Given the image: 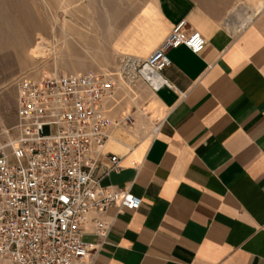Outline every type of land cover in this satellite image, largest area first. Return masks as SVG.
I'll return each mask as SVG.
<instances>
[{"label": "crops", "instance_id": "crops-1", "mask_svg": "<svg viewBox=\"0 0 264 264\" xmlns=\"http://www.w3.org/2000/svg\"><path fill=\"white\" fill-rule=\"evenodd\" d=\"M251 1L145 0L115 29L119 55L146 58L181 21L205 46L168 50L171 89H148L143 115L111 130L120 169L100 185L129 189L141 206L107 211L90 264H264V0ZM154 107L163 123L148 137Z\"/></svg>", "mask_w": 264, "mask_h": 264}, {"label": "built area", "instance_id": "built-area-1", "mask_svg": "<svg viewBox=\"0 0 264 264\" xmlns=\"http://www.w3.org/2000/svg\"><path fill=\"white\" fill-rule=\"evenodd\" d=\"M180 46L197 55L205 39L181 21L146 58L120 56L113 75L44 72L18 80L15 124L0 130V264H90L110 233L107 211L140 208L129 189L100 185L120 169L106 146L111 130L132 127L142 110L122 105V84L171 89L162 72L167 51ZM86 235L97 242L86 243Z\"/></svg>", "mask_w": 264, "mask_h": 264}, {"label": "rangeland", "instance_id": "rangeland-1", "mask_svg": "<svg viewBox=\"0 0 264 264\" xmlns=\"http://www.w3.org/2000/svg\"><path fill=\"white\" fill-rule=\"evenodd\" d=\"M144 1L0 0V130L15 124L16 84L22 76L115 74L123 55L112 49L114 31L123 28ZM252 2L248 0V6ZM121 87L122 105L128 109L148 106L150 92L144 85L136 84L131 91ZM132 98L136 100L131 102ZM146 118L142 127L150 137L163 113L154 107Z\"/></svg>", "mask_w": 264, "mask_h": 264}, {"label": "bare ground", "instance_id": "bare-ground-1", "mask_svg": "<svg viewBox=\"0 0 264 264\" xmlns=\"http://www.w3.org/2000/svg\"><path fill=\"white\" fill-rule=\"evenodd\" d=\"M248 20V19H247ZM38 51L45 56L46 55V51L44 49L38 48Z\"/></svg>", "mask_w": 264, "mask_h": 264}]
</instances>
